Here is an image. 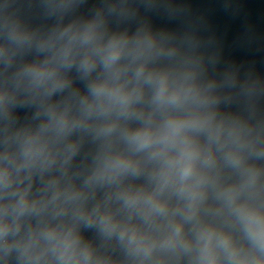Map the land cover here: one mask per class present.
Listing matches in <instances>:
<instances>
[{
	"label": "water",
	"instance_id": "95a60500",
	"mask_svg": "<svg viewBox=\"0 0 264 264\" xmlns=\"http://www.w3.org/2000/svg\"><path fill=\"white\" fill-rule=\"evenodd\" d=\"M0 264H264V0H0Z\"/></svg>",
	"mask_w": 264,
	"mask_h": 264
},
{
	"label": "clouds",
	"instance_id": "9594fccd",
	"mask_svg": "<svg viewBox=\"0 0 264 264\" xmlns=\"http://www.w3.org/2000/svg\"><path fill=\"white\" fill-rule=\"evenodd\" d=\"M114 58V56L113 57H109V59H113ZM101 91L103 90L102 88L100 89Z\"/></svg>",
	"mask_w": 264,
	"mask_h": 264
}]
</instances>
